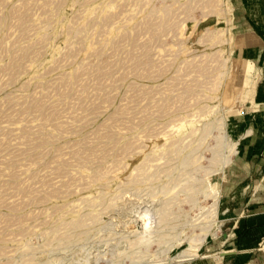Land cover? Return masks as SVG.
Masks as SVG:
<instances>
[{
  "label": "rangeland",
  "instance_id": "obj_1",
  "mask_svg": "<svg viewBox=\"0 0 264 264\" xmlns=\"http://www.w3.org/2000/svg\"><path fill=\"white\" fill-rule=\"evenodd\" d=\"M231 15L230 0H0V264H165L191 239L179 264L211 253L230 224L213 152L253 84ZM206 27L219 36L201 42Z\"/></svg>",
  "mask_w": 264,
  "mask_h": 264
},
{
  "label": "crops",
  "instance_id": "obj_2",
  "mask_svg": "<svg viewBox=\"0 0 264 264\" xmlns=\"http://www.w3.org/2000/svg\"><path fill=\"white\" fill-rule=\"evenodd\" d=\"M230 2L236 71L253 84L242 113L232 116L237 147L220 182L230 224L209 248L213 254L195 264H264V0Z\"/></svg>",
  "mask_w": 264,
  "mask_h": 264
},
{
  "label": "bare ground",
  "instance_id": "obj_3",
  "mask_svg": "<svg viewBox=\"0 0 264 264\" xmlns=\"http://www.w3.org/2000/svg\"><path fill=\"white\" fill-rule=\"evenodd\" d=\"M65 26L67 27L68 25L66 24ZM218 31L220 32V29L219 30H213V29H211V27L210 28L206 27L202 31V34L200 33L201 35L199 36V40L201 42H207V41H209V40H211L213 38L215 39L217 36H219ZM223 62H224V60H223ZM235 70H236V67H235ZM36 106H37V104H36ZM218 122H220V123H218ZM218 122H217V125H216L217 127H220L221 125H223V122H221V121H218ZM210 126H211V124H208L206 128H209ZM222 132L224 134L221 135L222 139H221V141L219 143H217V148L214 150L213 158H212V160H213L212 162L214 163V165L218 164L219 167L221 166V168L224 167L227 163H229L230 159L232 158L231 155H232V153L236 152L235 148L237 147V141L233 142V141H231L229 139L230 143L227 144V146H226L228 151H227V153H224L221 150L222 149L221 147H222V145L224 146V144H225L224 141L227 139V137H226V134H225L224 130ZM231 132L234 134L233 130H231ZM191 161H192L191 158L184 156V157L180 158L179 163L184 166V165L190 164ZM211 187L212 186L209 185V190L207 191V188L204 190L205 191V195L206 196H210V198H212V200H213V205L216 206V204L218 202V199H219V189L217 187L214 188V186L212 188ZM107 205H106V207H107ZM165 208H167V207L165 206ZM214 208H216V207H214ZM215 211L216 210L214 209V212ZM76 223H77V221H76ZM79 223L80 222H78V225H79ZM153 230H154V228H151L150 226H148L147 223H145L144 224V231L142 230L143 231L142 234L143 233H148V235H149L150 233H153L155 231V230L154 231ZM156 231H160V229H156ZM156 235L158 236V235H162V234L157 232ZM145 236H147V235H145ZM167 236H168V234L164 233V237H167ZM191 240H193L191 245H189L187 248L181 250L179 253H177L175 256H173V258L171 260L167 261L165 264H179L181 262L189 261L191 259H194L196 256H198L199 255L200 245H197L195 243L194 239H191ZM225 252H226L225 250H220V251L216 252L214 255L223 256ZM210 254L211 253H206L205 255L200 256V257H202V259H203L204 257L210 256Z\"/></svg>",
  "mask_w": 264,
  "mask_h": 264
}]
</instances>
